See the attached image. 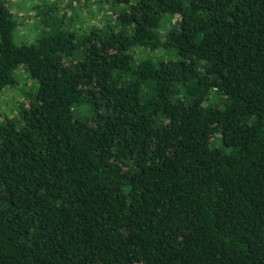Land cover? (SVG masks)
<instances>
[{
  "label": "trees",
  "instance_id": "trees-1",
  "mask_svg": "<svg viewBox=\"0 0 264 264\" xmlns=\"http://www.w3.org/2000/svg\"><path fill=\"white\" fill-rule=\"evenodd\" d=\"M97 1L0 0V264H264V0Z\"/></svg>",
  "mask_w": 264,
  "mask_h": 264
},
{
  "label": "rangeland",
  "instance_id": "rangeland-1",
  "mask_svg": "<svg viewBox=\"0 0 264 264\" xmlns=\"http://www.w3.org/2000/svg\"><path fill=\"white\" fill-rule=\"evenodd\" d=\"M11 6L14 13L16 14V21L19 24V28L15 34V42L19 45L21 44H34L37 39L43 35L42 26L39 22L36 12H41L39 9L47 6H53L55 8L54 16L58 18L63 17L64 7L71 0H10ZM86 0H81L82 4ZM89 6H86L84 10L79 3L74 7H71L69 12L77 13L74 19L71 16L73 14L68 13L70 20L75 22L79 18V23L81 18L86 21L89 25L93 22L92 20L100 21L99 16H101L103 9L98 4L97 0H87L86 2ZM84 13V14H83ZM77 17V18H76ZM98 19V20H97ZM77 23V22H75ZM82 28V27H81ZM149 56V55H148ZM19 74L22 78V84L19 87L7 88L3 92V96L0 99V110L2 113L7 115H15L17 109L21 105L27 103V92L29 90L30 80H27L28 74L24 68H21ZM38 90V84L37 88ZM36 90V92H37ZM92 108L87 103L75 106L74 112L78 116H89L91 114Z\"/></svg>",
  "mask_w": 264,
  "mask_h": 264
}]
</instances>
